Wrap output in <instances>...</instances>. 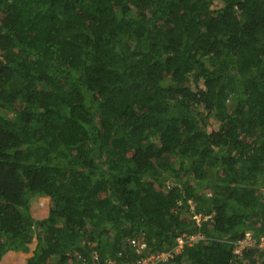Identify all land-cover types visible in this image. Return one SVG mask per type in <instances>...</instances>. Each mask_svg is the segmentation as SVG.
<instances>
[{"label":"trees","instance_id":"trees-1","mask_svg":"<svg viewBox=\"0 0 264 264\" xmlns=\"http://www.w3.org/2000/svg\"><path fill=\"white\" fill-rule=\"evenodd\" d=\"M246 233L264 237V0H0V260L35 236L26 264H264L234 254Z\"/></svg>","mask_w":264,"mask_h":264},{"label":"built area","instance_id":"built-area-1","mask_svg":"<svg viewBox=\"0 0 264 264\" xmlns=\"http://www.w3.org/2000/svg\"><path fill=\"white\" fill-rule=\"evenodd\" d=\"M188 204H190L191 219L196 224V227L200 228L202 222L210 221V215L196 214L193 211V206L191 205L190 201ZM183 237L184 240L181 241V245H192L194 242L203 239V236L200 233L188 236L184 235ZM130 244L135 247V251L139 255H142L147 249V244L137 238L131 240ZM247 247L264 250V237L257 238L254 237L252 233H246L242 239L235 243L234 254L240 255ZM173 253V251L149 253L145 257H141L139 264H158L159 262L166 263L173 257ZM106 264H114V262L112 260H108Z\"/></svg>","mask_w":264,"mask_h":264},{"label":"rangeland","instance_id":"rangeland-1","mask_svg":"<svg viewBox=\"0 0 264 264\" xmlns=\"http://www.w3.org/2000/svg\"><path fill=\"white\" fill-rule=\"evenodd\" d=\"M215 6L216 5H220V0H214ZM13 117L11 113H9V118ZM217 128V122L214 121L213 119H209V125L207 126V129L210 131L211 129H216ZM48 202L45 198L43 197H34L32 200V203L30 205V213L32 215V217L36 220H41L43 218H45L47 216L48 213ZM34 241H32L31 244L28 245V250L25 252V256L27 258L28 255H30L31 250L33 248V244L36 243L35 241V236L33 237ZM27 259H19L16 262H18V264H26ZM15 262V263H16Z\"/></svg>","mask_w":264,"mask_h":264},{"label":"crops","instance_id":"crops-1","mask_svg":"<svg viewBox=\"0 0 264 264\" xmlns=\"http://www.w3.org/2000/svg\"><path fill=\"white\" fill-rule=\"evenodd\" d=\"M32 241H34V240H32ZM35 241H36V238H35ZM35 245H36V243L33 244V248L31 250V253H30V255L27 256V258L25 256L26 251H23V250L9 251L1 258L0 264H18V262H16L17 260L30 258L33 254V250L35 248ZM24 261H26V260H24Z\"/></svg>","mask_w":264,"mask_h":264}]
</instances>
